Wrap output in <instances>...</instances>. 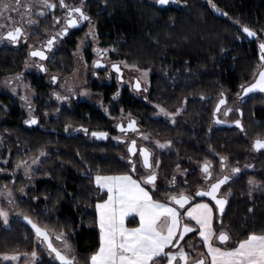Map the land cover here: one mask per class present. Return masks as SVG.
Listing matches in <instances>:
<instances>
[{"label": "trees", "instance_id": "1", "mask_svg": "<svg viewBox=\"0 0 264 264\" xmlns=\"http://www.w3.org/2000/svg\"><path fill=\"white\" fill-rule=\"evenodd\" d=\"M178 2L182 6L163 9L149 0H89L87 3L96 22L99 40L103 46L114 50L112 60L125 61L140 70L150 71L151 99H157L172 111L181 108V116L174 125L161 126L147 119L143 108L139 112L145 114L144 124L152 136L171 142L167 151L159 156V174L171 181L177 166L187 171L201 160L211 98L248 81L258 68L257 46L246 37L242 28L247 26L258 36L264 31V0H211L214 10L206 0ZM73 49V42L65 43L48 63L49 70L69 73L73 67ZM25 57L24 52L0 49V78L21 70ZM30 79L37 93L34 103L38 114L44 110L57 112V105L46 104L47 91L44 90L49 86L44 78L31 76ZM99 88L93 87L95 91H104L107 100L115 92L114 86ZM119 103H125L129 108L138 105L130 97L116 101V106ZM22 118H26L25 111L11 97L0 94V135L5 136L0 159H7V168L11 169L13 164L38 156L41 151L48 156L35 173L39 180L27 192L28 198L17 201L22 216L12 219L8 227L0 218V257L35 251L42 257L36 264H57L44 257L32 230L21 221L30 218L45 230L63 231L76 253L78 264H87L90 254L98 249L99 239L93 212L96 201L93 199L94 176L128 174L129 169L121 159L122 148L113 142L88 141L83 134L65 136L61 131L66 124L113 131L112 121H107L100 111L85 102L71 110L59 108L57 122H52L55 132L27 127ZM234 142H238V148L240 140L236 138ZM45 173L49 178L42 179ZM192 177L190 174L187 178ZM187 178L177 179L179 191ZM251 178L264 187L262 172L244 177L233 191L222 219L235 244L253 232L264 233V189L250 194L247 181ZM22 180L17 177L13 183L6 179V186H12L16 193L25 183ZM159 186L158 198L166 195L164 186ZM219 227L220 222L215 220L214 229ZM190 235L196 236L195 233Z\"/></svg>", "mask_w": 264, "mask_h": 264}, {"label": "snow or ice", "instance_id": "2", "mask_svg": "<svg viewBox=\"0 0 264 264\" xmlns=\"http://www.w3.org/2000/svg\"><path fill=\"white\" fill-rule=\"evenodd\" d=\"M170 2L177 3V0H157L160 6H167ZM209 2L211 3V0ZM36 3L44 9L56 8V4L50 3L49 0H36ZM59 6L62 9L68 10L66 24L60 32H57L56 36L46 41L45 47L48 52L52 51L57 37L66 36L68 29L78 27L80 20H90V17L84 13L81 6H69L65 4L64 0H60ZM19 7L20 0H15V4L5 3L0 5V19L3 18L4 12L19 10ZM213 7L215 6L213 5ZM25 11L30 12L31 6L26 7ZM38 15L43 16L45 13L41 11ZM223 15L227 14L224 13ZM74 17H79V20ZM8 19L10 20V17ZM4 27V24H0V28ZM242 31L247 38H256L258 36L256 31L247 26H244ZM23 35V29L17 26L12 30H8L6 35L0 34V40H7L11 44L16 45ZM259 50L262 70L258 71V78L255 82L248 86H242L244 96L257 91L264 93V43L259 44ZM30 56L38 57L42 61L49 59L45 55V50H32ZM95 66L97 68L104 67L99 61L95 63ZM38 67H40L41 72L46 71L42 65H38ZM112 71L122 78L121 68L118 64H112ZM144 76H147L146 71L144 72ZM52 81L55 83V76L52 77ZM133 87L137 92L141 90L139 79L134 83ZM224 95V93H221V99L216 107V112L220 111L221 105L226 104ZM25 99L27 98L25 97ZM56 99L63 101L68 100L69 97L57 95ZM228 111H231V109H228L225 115H227ZM159 112L165 117L180 114L179 112L170 114L163 107H159ZM221 122L219 119L215 121L216 124H220ZM25 123L34 125L38 121L35 118H31L25 121ZM136 124L137 122L132 120L128 123L127 129L121 124H118L116 127L120 132L124 133L126 131L137 130ZM235 124L237 128L244 131L239 120ZM67 130L68 128L66 127L65 131ZM77 131H83L85 134H88L89 130L82 128ZM91 136L96 139H108V133L104 131H93L91 132ZM143 138L148 139L147 136ZM157 146L163 149L170 147L171 142L167 144L158 142ZM252 147L257 151L264 149V140L257 139ZM127 152L129 154L127 164L132 172H139L137 164L141 160L143 168L149 171L140 174L143 176V179L133 178L131 174H97L95 176V185L106 193V199L95 204L99 228V247L98 251L90 256L89 264H190L189 253L185 251L181 241H184L185 237L193 232H198L203 246L207 249L206 255L201 254L200 258L196 259L195 264H264V233L257 234L253 232L248 234L246 238L239 241L238 246L231 247L230 250H223L215 244V240H218L219 244H226L230 239L222 223L228 201L224 196L220 195L222 186L229 184L232 179L230 175L225 174L222 178L214 177L210 163L205 161L200 168L204 183L194 195L201 198L207 197L209 202L192 203V195H185L183 191H179L175 176H173L170 182L171 188L163 189L168 198L160 201L158 193L161 189L156 183L157 174L155 171H152L154 167H159V163L152 162L151 154L147 148H140L139 155L137 156L136 140L131 141ZM39 155L46 156L47 153L41 151ZM131 157H136V160L134 161ZM37 162L38 159L36 158L32 160L33 164ZM225 164L226 161L221 159V168ZM29 171L30 167L25 166V172ZM177 171H179V166H177ZM231 172L236 174L240 172V169L235 167L231 169ZM184 174L187 175L186 172ZM249 183L253 182L250 180ZM173 191H176L178 194H171ZM185 191L188 190L185 189ZM154 197L157 198L154 199ZM0 218H3L5 225L8 224V213L0 211ZM137 218L138 226H126V222L127 225H135ZM25 219L34 229L37 238L47 245L50 257H53L59 264H78L73 249L66 240H64L63 249L54 247L48 232L43 231L33 221ZM214 220L220 222L218 233L214 230ZM63 235V233H58L57 239L63 238ZM193 247L195 248L196 246ZM208 257H210V260ZM31 258L33 264H35L37 258L35 251L31 253ZM2 259L16 261L19 257L5 255Z\"/></svg>", "mask_w": 264, "mask_h": 264}, {"label": "flooded vegetation", "instance_id": "3", "mask_svg": "<svg viewBox=\"0 0 264 264\" xmlns=\"http://www.w3.org/2000/svg\"><path fill=\"white\" fill-rule=\"evenodd\" d=\"M89 0H64L65 4L69 6H81L84 13L90 17L91 21L93 20V15L90 12V10L87 8V3ZM50 3L56 4L55 9H44L42 7H39L36 3V0H20V7L19 10H11L9 12H4L3 13V18L0 19V24H4V28H0V34L6 35L8 30H12L15 27L19 26L23 29L24 35L21 37L20 41L18 44L13 45L7 40H0V49H4L6 51L11 50L15 52H24L25 54V59L22 63L21 70L15 73L3 75L1 79L6 78V77H12V76H17V77H23L25 80L31 81L30 77L34 76L36 78L43 77L44 81L46 79V76L50 74V70L48 67V63L53 59V55L56 54L60 49L64 46L65 43L68 42H73L72 40L81 34L80 31L84 28L85 24L88 22L86 21L83 26L80 29H73L69 28L68 29V34L63 37H57L55 44L53 45L52 51L48 52L46 51V41L49 38H52L56 36L57 32H60L61 29L65 26L66 24V14H67V9H62L60 5V0H49ZM9 3V4H15V0H0V5ZM171 3V2H170ZM157 4V3H156ZM175 4V3H171ZM31 6V11H25L26 7ZM168 7V5H167ZM41 11L45 13V15L40 16L38 15ZM10 17V20L8 19ZM79 20V17H74ZM31 21V23H29ZM59 21V23H57ZM81 23V20L79 21ZM263 34L260 36H257L255 39H250V41L254 42L255 45L257 46V51H258V68L256 72L254 73L253 77L249 79L246 82H243L236 87H234L233 90H230L228 93H224V98L226 99V104L220 106V111L216 112V107L218 105L219 100L221 99V93L217 95V97L211 98L212 101V107L209 112V120H208V126L205 129L204 136L202 139V154L200 155L201 160L195 162V167L193 169H188L187 170V175L185 178L188 177V175L193 174V177L190 179H186L184 181V186L182 187V191H184L185 195H192V203L196 202H209L207 198H197L194 193L201 188V185L204 183L202 177L203 174L200 171V168L203 166V163L205 161H208L211 166V170L213 173L214 177H220L222 178L223 175L227 174L232 177L230 180L229 184L222 186L220 195L224 196L228 203L225 208V212L227 210V207L229 205L230 200L233 197V191L235 190L237 184L239 182H243L244 177H249L252 174L256 173H263L264 174V150H255L252 145L257 139H262L264 140V93H257L249 96H243L242 92V86H248L249 84L253 83L254 80L256 79L258 71L262 68V62L260 60V50L259 46L257 45L256 40L261 37L262 42L264 43V38ZM260 44V43H259ZM32 46V47H30ZM94 53L88 52L89 54V59H87V52L85 56V61L86 63L92 65V68L94 69L93 71V78L99 77L102 75L103 72H106L107 70L110 71L112 74H117L112 71V64H118L117 61L112 60V49L110 46H103L101 41H100V46L95 47ZM32 50H45V55L49 57L48 60H40L38 57H31L30 52ZM27 59L35 60L38 63L35 62V67L38 70V73H35L33 71H29L28 69H25L26 61ZM99 61L101 64L104 65V67L97 68L95 66V63ZM110 63V65H108ZM38 65H42L46 71L41 72L40 67ZM120 66V65H119ZM29 68V67H28ZM122 75L123 71L121 69ZM118 78V76H117ZM137 79L134 78L132 81L131 86H126L124 87L120 92L118 96V101H122L128 97L133 99L137 106H133V108H129L127 104L125 103H119L117 106L112 107L110 112L111 116H116L117 114H122L123 115V120H120L119 122H116L115 127L111 124V128L113 131H110L109 129L107 130H91L88 129V134H85L83 132V135L85 137H88L92 141H97L95 137L91 136V132L93 131H104L108 133V139L100 142L108 143V142H114L116 145L122 148V154L121 159H128L129 154L127 152L128 147L131 145L132 140H136L137 143V156L139 155V149L140 148H147L151 154V160L153 162V158H158L161 153L164 151L161 150H156L152 151L150 148L145 145V144H139V141L143 139V135L145 132L149 135L150 133L147 130V126L144 124L143 116L145 114L139 113L141 108L145 109L147 119L150 121L157 123L159 125L163 124H170L172 123L170 121H165L163 119V115H158V107H162L163 105L161 102H159L157 99L152 100L150 95H151V86L149 82V87L144 88L141 86V90L137 92L134 88L133 85ZM119 81V80H118ZM123 82V77L121 78V81ZM31 87L33 88L31 82H30ZM49 86V85H48ZM56 86V83L53 84V86H49L47 91V97L49 95L56 97L60 93L57 91H54V87ZM146 89V90H145ZM33 90H35L33 88ZM116 92V91H115ZM114 92V93H115ZM131 92V93H130ZM113 93V94H114ZM143 94L140 96L139 94ZM69 97L68 100H58L60 102V107H65L68 109H72L76 106H78L80 103H83L81 101H75V95L73 97H70L68 95H63ZM210 98V97H209ZM50 103H48L49 105ZM55 104V103H52ZM56 105V104H55ZM164 107V106H163ZM183 107V106H182ZM165 111H167L170 114L179 112V115L175 116H170L166 117L167 119L171 120L173 118H176V121L179 116H181V108H178L174 111L170 109L164 108ZM231 109V111L227 112V115H225V112ZM34 114L37 113V118H35L38 121V117H40V114L50 112V111H41L40 114H38V109L35 107L33 109ZM106 117V116H105ZM107 121L110 120V117H106ZM219 119L222 122L220 124H216L215 121ZM136 121V129L135 131H126L124 133L120 132L118 128L116 127L118 124L123 125L125 129H127V125L130 121ZM239 120L244 131H241L240 128H237L236 126H231L228 127L227 125L235 124V122ZM175 121V124H176ZM52 122H57V120H51L47 125L43 124L44 122L38 121L37 124L44 125L47 128L51 129V132H55V129H52L53 123ZM25 126L27 127H32V125L24 123ZM37 124L35 127L36 128ZM236 125V124H235ZM49 126V127H48ZM80 129L85 128V127H79ZM117 132V134L120 135V137H114L115 140L113 141L112 135L113 133ZM75 135V134H73ZM73 135H68V136H73ZM151 135V134H150ZM67 136V135H65ZM152 136V135H151ZM111 137V138H110ZM153 137V136H152ZM240 140V146L237 148L238 142H234L235 139ZM153 140L155 141H161L157 137H153ZM99 142V141H97ZM155 154V155H154ZM134 161L136 160V157H131ZM224 159L226 161V164L224 165L223 168H221L220 165V160ZM137 167L139 168V172H147L149 170H146L142 166V162L140 161L137 164ZM238 167L240 169L239 173L233 174L231 172L232 168ZM130 168V167H129ZM153 171V169H152ZM136 172V173H139ZM133 172L131 171L130 168V174ZM135 173V172H134ZM252 181L251 183L253 186H258V188L255 190L254 193H257L261 190L264 189L263 185L259 182H257L254 179H249L247 181L248 185L247 187H250L249 181ZM176 185L180 186L179 181L176 180ZM194 186V187H193ZM171 188V187H170ZM191 188L193 190H191ZM187 189L188 191H185ZM215 221V220H214ZM219 222V221H218ZM220 227L215 231L217 233L219 232ZM196 234V232H193ZM191 233V234H193ZM228 233V232H227ZM229 235V234H228ZM191 235H187L186 237H190ZM185 237V239H186ZM230 237V236H229ZM187 240V239H186ZM43 245V244H42Z\"/></svg>", "mask_w": 264, "mask_h": 264}, {"label": "rangeland", "instance_id": "4", "mask_svg": "<svg viewBox=\"0 0 264 264\" xmlns=\"http://www.w3.org/2000/svg\"><path fill=\"white\" fill-rule=\"evenodd\" d=\"M81 1V0H78ZM149 2H152L154 4L157 3V0H149ZM206 3L209 5V7H211V9L214 10L213 7V3L209 2V0H206ZM175 7L178 8L180 6H182L181 3L178 2L175 4H171L169 3L168 7ZM81 34L78 35L75 40L73 39V44H74V49L71 52V56H72V60H73V67L71 69V71L67 74H60V73H55V72H50V74H48L46 76L45 82L49 85V86H53V81H52V77L55 76L56 77V86L54 87V91L59 92L60 96L63 95H68L70 97H73V95H75V101H81V102H85L87 103V105H89L92 109L98 110L100 111V113L106 117H110V120L112 121V125L113 127H115L116 122H119L120 120H123V115L122 114H117L115 117L111 116L110 114V110L112 107L116 106V101H118V96L117 93H119L124 87L126 86H131L132 81L134 78H136L137 80L139 79L141 86L144 88H148L149 87V82H150V71L148 70H140L137 71V67L132 66L130 64H128L125 61H117L120 65V68L123 71V82H119L118 78L115 74H112L110 71H106L103 72L101 76L93 78V71L94 69L92 68V65L86 63L85 61V56L86 53L85 52H92L94 49H96L95 47L100 46V40H99V36H98V32L96 29V22L95 21H91L89 20L84 28L82 29V31H80ZM264 31L260 32V36L262 35ZM257 45L259 46V43L262 42L261 37L259 39L256 40ZM32 47V46H30ZM114 50H112L113 52ZM94 53V51H93ZM35 62L38 63L35 60H31V59H27L26 61V65H25V69H28L29 71H33L35 73H38V70L35 67ZM108 65H110V63H108ZM127 65V66H125ZM29 67V68H28ZM147 72V76H144V72ZM97 87V88H101L103 86H114L115 87V93L110 96L109 100H107L106 96H105V92L104 91H100L97 90L95 91L93 89V87ZM99 88V89H100ZM6 94L9 97H11V99L17 103L24 111L26 114V118L24 120L28 121L31 118H37V113L34 114L33 109H35L36 104L34 103L36 97H37V93L35 90H33V88L30 85V81L25 80L23 77H17V76H12V77H6L0 80V94ZM131 93V92H130ZM140 96H142L143 94H139ZM25 97L27 99H25ZM115 97V99H114ZM31 102V103H30ZM48 103H55L57 106H61L60 102L56 99V97H53L51 95L48 96V98L46 99V104L48 105ZM163 107V106H162ZM159 108V107H158ZM165 108V107H163ZM175 112V111H174ZM158 115H161L159 110H158ZM40 114V113H39ZM58 115V111L57 112H46V113H42L40 114V117H38V121L40 122H44L43 124L47 125L51 120H54L57 118ZM163 119L165 121H170L172 123V125L175 124L176 118H173L171 120L167 119L165 116L163 117ZM44 125H40L37 124V128H39L42 131H50L51 129L47 128ZM68 128L67 131H65V128ZM54 129V127L52 128ZM78 129H80L79 127L70 125V124H66L62 127V133L63 135H73V134H83V131H77ZM120 137L119 134H117V132L113 133L112 135V139L114 137ZM147 136L148 139H142L141 141H139V144H145L147 145L150 150L155 151L156 150H161V151H165L166 148L160 149L157 144H158V140L155 141L153 140V137L149 134H147L145 132V134L143 135ZM88 141H92L90 140L88 137H85ZM111 138V137H110ZM115 140V138L113 139V141ZM3 141H4V137H2V135H0V148L3 145ZM114 143V142H113ZM159 143H164L167 144L166 141H160ZM116 144V143H114ZM167 151V150H166ZM155 155V154H154ZM48 156H35V157H30L26 160L17 162L15 164L12 165L11 169L7 168V164H8V160L4 159L1 160L0 159V211H4L6 213H8V224L5 225L4 222V226L8 227L10 221L14 218H18L22 216V213L20 211H18L17 208V200H24L27 199V192L31 189H33L35 187L36 182L39 180L37 177H35V172L39 170V165L47 158ZM36 158L38 159V162L36 164L32 163V160ZM122 161H124V163H127L126 159H122ZM158 162L159 160L158 158H153V163ZM19 165V167H18ZM25 166H29L30 167V171L29 172H25ZM129 169V173L130 174V168L128 166ZM153 171L156 172L157 174V184L158 185H163L164 188H170L171 187V179H165L163 178L160 174H159V167L158 168H153ZM187 173L186 170L181 169L179 167V171H177V167L174 169L173 171V176L176 177L177 179H184L185 178V174ZM141 173H146V172H141ZM140 172L139 173H134L133 178H137V179H143V176H141ZM123 175V174H121ZM17 177H22L25 180V183L18 189V191L16 193L13 192V188L12 186H6V179H11L12 182H15V179H17ZM49 178V176L45 173L44 176L42 177V179H46ZM95 178V176H94ZM150 187V186H148ZM258 188V186H253L252 184H250L249 187V191L250 194H252L253 192H255V190ZM93 190L95 192V198L93 197L95 204L98 202H102L103 199H106V193L100 189H98L95 185V182L93 180ZM182 191V190H180ZM184 192V191H183ZM9 193H11V195H9ZM171 194H178L177 192H172ZM157 197H154V199ZM168 197L165 196H161L159 199L160 201H164L166 200ZM187 207V206H186ZM183 211V210H181ZM96 220H95V228L98 232V237H99V228H98V220H97V214H96V209L94 206V210H93ZM131 219V218H129ZM3 220V218H2ZM194 223V222H192ZM126 226H138V218H137V222L135 225H127L126 222ZM225 228V227H224ZM47 232L49 233V235L51 237L57 236L58 233H63V238H61V241H55L53 240V243L55 245V247L59 248V249H63L64 246V240L67 241L68 244H70L67 235L63 232V231H58V230H54V229H50L47 228L46 229ZM220 230V229H219ZM230 236V235H229ZM37 239V238H36ZM187 239V240H186ZM184 241L181 242L182 245H184L185 251L189 253V261L190 264H195L196 259L200 258L201 254L206 255L207 253V249L203 246L202 241L199 238V234L198 232H196V236L195 237H190V238H186ZM239 243V242H238ZM238 243H234V241L232 240V238H230L226 244H219L218 240H215V244L216 246L221 247L223 250H229L231 247H236L238 245ZM71 245V244H70ZM40 249L42 251V253L44 254V257L48 259V261H51L52 263L55 262L53 257L49 256L48 251L46 250V248L43 245H39ZM193 246H196L195 248ZM98 247H99V239H98ZM73 249V248H72ZM98 251V249H97ZM37 253V252H36ZM73 253L76 256L75 251L73 250ZM95 252H93L92 254H94ZM90 254V256L92 255ZM8 256H18L19 259L16 261H12V260H3L2 257L5 256H1L0 257V264H33L32 262V258H31V254H25V253H15V254H7ZM90 256H89V261H90ZM42 257L37 253V258H36V262L35 264L41 259ZM208 259L210 260V257H208Z\"/></svg>", "mask_w": 264, "mask_h": 264}, {"label": "water", "instance_id": "5", "mask_svg": "<svg viewBox=\"0 0 264 264\" xmlns=\"http://www.w3.org/2000/svg\"><path fill=\"white\" fill-rule=\"evenodd\" d=\"M160 9H163V8H165V7H167V6H160L158 3L156 4ZM86 21H82L81 20V23H79V25H78V27H76L77 29H80L82 26H83V24L85 23ZM76 28H74V29H76ZM263 38H264V34H263ZM250 39H255V38H250ZM260 70H262V68L260 69ZM114 72V71H113ZM117 74V73H116ZM258 78V76H256V79ZM255 79V80H256ZM118 80L119 81H121V78L120 77H118ZM255 80H254V82H255ZM137 81V80H136ZM135 81V82H136ZM134 88V87H133ZM257 93H260V92H253V93H249L247 96H249V95H253V94H257ZM244 96V95H243ZM36 126V124H34V125H32V127H35ZM226 126H228V127H231V126H236L235 124H231V125H227L226 124ZM97 141H104V140H106V139H96ZM261 150H264V149H261ZM141 162H142V160H141ZM146 170H148V169H146ZM197 198H201V197H197ZM204 198H207V197H204ZM187 206V205H186ZM227 206V205H226ZM226 208V207H225ZM28 220H31L30 218H27ZM21 221L27 226V227H29L31 230H32V232H33V234L35 235V237L37 238V236H36V234H35V231H34V229L31 227V225L30 224H28L27 223V220L25 219V218H22L21 219ZM32 221V220H31ZM38 226V225H37ZM39 227V226H38ZM41 228V227H40ZM43 231H46L47 232V230H45L44 228H41ZM189 234H191V233H189ZM188 234V235H189ZM49 237H50V239H51V241H52V243H53V240H55V241H61V239H57V236H54V237H51L50 235H49ZM37 240H38V243L40 244V245H44V247L46 248V250H47V245L46 244H44V243H42L41 242V240L39 239V238H37ZM182 242V241H181ZM53 246L55 247V245H54V243H53ZM55 260V259H54ZM55 262L57 263V264H59V262L58 261H56L55 260Z\"/></svg>", "mask_w": 264, "mask_h": 264}, {"label": "bare ground", "instance_id": "6", "mask_svg": "<svg viewBox=\"0 0 264 264\" xmlns=\"http://www.w3.org/2000/svg\"><path fill=\"white\" fill-rule=\"evenodd\" d=\"M168 6H169V5H168ZM68 51H69V50H68ZM63 54H64V53H63ZM69 54H70V53H69ZM66 57H67V56H66ZM67 59H68V58H67ZM67 59H66V60H67ZM19 61H21V60H19ZM43 62H44V61H43ZM63 64H64V63H63ZM69 66H70V65H69ZM21 67H22V66H21ZM71 69H72V68H71ZM19 71H20V70H19ZM112 89H113V88H112ZM38 102H39V101H38ZM30 103H31V102H30ZM43 106H44V105H43ZM141 109H142V108H141ZM47 110H48V109H47ZM144 110H145V109H144ZM8 114H9V112H8ZM110 114H111V112H110ZM9 115H10V114H9ZM19 116H21V115H19ZM19 116H18V117H19ZM74 117H75V116H74ZM88 117H89V116H88ZM88 117H87V118H88ZM22 119H23V118H22ZM63 119H64V118H63ZM23 120H24V119H23ZM58 120H59V119H58ZM68 120H69V119H68ZM68 120H67V121H68ZM70 120H71V119H70ZM2 121H3V120H2ZM62 121H63V120H62ZM62 121H61V122H62ZM65 122H66V121H65ZM72 122H73V121H72ZM1 123H2V122H1ZM53 123H54V122H53ZM73 123H74V122H73ZM54 124H55V123H54ZM58 124H60V123H58ZM99 124H100V123H99ZM78 125H79V121H78ZM78 125H77V126H78ZM95 126H96V125H95ZM48 127H49V126H48ZM58 127H59V126H58ZM104 129H105V128H104ZM104 129H103V130H104ZM59 131H60V130H59ZM0 132H1V131H0ZM42 132H43V131H42ZM26 133H28V132H26ZM28 134H29V133H28ZM53 134H54V133H53ZM60 135H61V134H60ZM4 137H5V136H4ZM10 137H11V136H10ZM9 139H10V138H9ZM16 139H17V138H16ZM63 139H64V137H63ZM80 139H81V138H80ZM66 140H67V139H66ZM62 141H63V140H62ZM86 141H87V140H86ZM8 142H9V141H8ZM84 143H85V142H84ZM57 147H58V146H57ZM111 147H112V146H111ZM118 147H119V146H118ZM55 148H56V147H55ZM10 149H11V148H10ZM109 150H111V149H109ZM118 150L120 151V149H118ZM53 151H54V150H53ZM1 153H2V152H1ZM116 153H117V152H116ZM120 153H121V152H120ZM101 154H102V153H101ZM21 155H22V154H21ZM59 155H60V154H59ZM122 155H123V154H122ZM1 156H2V155H1ZM28 156H29V155H28ZM123 156H124V155H123ZM4 157H5V156H4ZM11 157H12V156H11ZM118 157H119V156H118ZM51 158H52V157H51ZM115 158H116V154H115ZM15 159H16V157L14 158V160H15ZM20 159H21V158H20ZM116 160H117V159H116ZM52 161H53V160H52ZM118 161H120V160H118ZM118 161H117V162H118ZM14 162H15V161H14ZM52 163H53V162H52ZM118 163H119V162H118ZM118 163H117V164H118ZM123 163H124V161H123ZM9 164H10V163H9ZM53 164H54V163H53ZM40 165H41V164H40ZM40 165H39V166H40ZM41 166H42V165H41ZM118 167H119V165H118ZM120 167H121V166H120ZM120 167H119V168H120ZM45 168H46V167H45ZM51 168H52V167H51ZM123 169H124V168H123ZM124 171H125V170H124ZM35 173H36V172H35ZM40 174H41V173H40ZM120 174H122V172H121ZM37 176H38V175H37ZM37 176H36V174H35V177H37ZM40 176H41V175H40ZM23 181H25V180H22V182H23ZM42 189H43V188H42ZM44 189H45V188H44ZM46 191H47V190H46ZM14 193H15V192H14ZM31 193H33V192H31ZM31 195H32V194H31ZM33 195H34V193H33ZM17 201H18V200H17Z\"/></svg>", "mask_w": 264, "mask_h": 264}, {"label": "crops", "instance_id": "7", "mask_svg": "<svg viewBox=\"0 0 264 264\" xmlns=\"http://www.w3.org/2000/svg\"><path fill=\"white\" fill-rule=\"evenodd\" d=\"M238 246V245H237ZM230 250V249H229Z\"/></svg>", "mask_w": 264, "mask_h": 264}]
</instances>
